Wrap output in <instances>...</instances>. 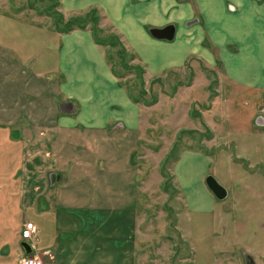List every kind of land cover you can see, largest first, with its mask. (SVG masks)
<instances>
[{"label":"crops","instance_id":"obj_1","mask_svg":"<svg viewBox=\"0 0 264 264\" xmlns=\"http://www.w3.org/2000/svg\"><path fill=\"white\" fill-rule=\"evenodd\" d=\"M57 1L64 16L95 8L101 16V26L107 24L138 56L145 53L147 60L166 64L159 68L181 64L190 45L198 46L204 33L213 38L223 58L229 56L226 47L232 44L241 51L231 61L264 64V0H193L195 7L187 0ZM195 14L199 21L183 29V24ZM200 22L202 25L197 24ZM167 24L175 26L173 41L156 40L149 35L150 27ZM26 26L36 46L30 44L28 51L12 48L14 55H21L13 57L20 61L19 65L33 57L28 65L35 66L37 73L29 79L20 73L22 66L15 69L5 65L7 71L19 73L20 77L14 81L12 74L6 72L4 78L0 74V250L4 253L1 259L14 255L16 261L12 257L7 262L18 264L26 256L19 247L25 242L20 234L23 224L30 222L35 228L28 240L30 256L40 258L43 264H140L135 246L142 224L138 212L141 180L140 173L137 174L141 169L134 167L140 162H134L136 157H142L137 150L141 145L143 107L134 103L120 86L119 78L110 71L103 46L95 43L88 28L60 33L50 24ZM241 31L245 35L242 39L237 34ZM257 32L262 40L255 41ZM244 76H248V70ZM259 85L257 82L254 87ZM260 92L264 96V88ZM63 99L67 100V111L62 108ZM75 109L74 116L65 115ZM254 121L261 125L262 138L257 144L264 147V116ZM36 128L54 134L56 129L91 131L94 136H87L86 143L103 146L97 148L98 158L103 160L102 164L109 163L113 171L75 173L70 171L71 166L69 171H37L40 164L32 167L29 161V144L35 138L30 132ZM120 129L121 135L113 132ZM62 143L60 136L53 140L54 145ZM14 144H19V158L23 156L28 161L20 169L13 160ZM118 144L122 148L118 149ZM196 151L182 150L171 169L181 195H185V171H199L202 179L211 167L208 155ZM121 152L123 165L118 162ZM230 162L232 165L231 159ZM239 165L231 171H250V180L254 184L259 181L260 185L259 189L249 187L248 191L264 196V184L260 183L261 179L264 181L263 174L259 179L252 174L253 170L238 168ZM129 168L132 171L128 174ZM30 208L34 209L31 215ZM254 253L248 249L245 254L251 264H263Z\"/></svg>","mask_w":264,"mask_h":264},{"label":"rangeland","instance_id":"obj_2","mask_svg":"<svg viewBox=\"0 0 264 264\" xmlns=\"http://www.w3.org/2000/svg\"><path fill=\"white\" fill-rule=\"evenodd\" d=\"M187 1L195 7L193 0ZM88 10L64 16L57 0H0V74L3 78L6 72L12 74L14 81L21 75L7 71L5 65L15 69L22 66L20 73L29 79L37 73L35 66L28 65L33 57H29L25 65H19L20 61L13 57L17 53L14 55L12 48L28 51L30 44L36 46L29 38L26 25L53 26L54 17H58L62 26ZM94 16L98 19L97 37L108 43L103 48L106 58H111L108 62L111 73L119 75L120 86L137 97V104L143 107L139 129L141 145L137 144V154L141 153L142 157H136L134 162L139 161L140 164H134V167L141 169L137 172L141 181L137 182L142 224L135 246L140 254V264H245L248 249L256 251L253 255L264 264V196L248 191L252 186L259 189V181L254 184L250 180L247 175L250 171H231L240 164L238 168L253 170L255 177L264 176V152L262 144H257L262 138L261 125L254 121L264 116V96L260 92L264 88L260 87L264 85L263 62L253 64L251 58L246 64L231 61L238 55L237 51H241L232 44L226 47L229 56L223 58L213 38L204 33L198 46L190 45L181 64L159 68L166 64L147 60L145 53L138 56L107 24L100 25L101 16L97 10ZM194 21H199L197 14L182 28ZM197 24L202 25L201 22ZM258 33L255 41L261 39ZM237 34L241 39L245 36L243 31ZM258 59L261 61V57ZM154 66L157 67L153 69ZM246 70L247 77L244 76ZM249 75L253 76L250 78ZM257 82L260 85L254 87ZM150 100L155 102L149 106L144 104ZM66 101L63 99L61 105L67 111ZM75 112L76 109L65 115L74 116ZM122 130L113 132L121 135ZM31 131L35 138L29 144V161L32 167L40 164L41 169L37 171H69L70 166V171L75 173L113 171L109 163L102 164L103 160L98 158L97 148L103 146L86 143L87 136H94L91 131L80 128L72 131L56 129V134L38 128ZM57 136L63 141L61 145L53 144ZM18 147L19 144H14L12 153H15L13 160L15 164L19 163L17 168L20 169L28 161L23 156L19 158ZM105 148L107 151L108 147ZM119 148H122L120 144ZM187 149L201 150L208 155L211 167L206 175H212L225 187L227 197L224 200H216L207 190L204 177L200 179L199 171H191V168L185 171L183 199L171 169L180 152ZM118 155L116 158L123 165V152ZM130 171L132 169L128 174ZM261 182L264 184L262 179ZM163 183L168 188L166 192L162 191ZM24 211L25 208L21 212ZM28 211L31 215L34 209ZM3 254L0 250V264H8L7 260L10 263L12 257L16 261L14 255L2 260Z\"/></svg>","mask_w":264,"mask_h":264},{"label":"trees","instance_id":"obj_3","mask_svg":"<svg viewBox=\"0 0 264 264\" xmlns=\"http://www.w3.org/2000/svg\"><path fill=\"white\" fill-rule=\"evenodd\" d=\"M94 14H96V9L95 8H91L86 13H84L83 15H77V16H74L73 18H70L62 26L59 25V18L58 17H54L53 28L57 32L66 33L69 30H71L72 28L84 29V28H86L88 26V28H89V30L91 32L92 38L95 41V43H97V44H99L101 46H107L106 44H108V43L105 42L106 40L105 39H100L99 37H97V35L95 33V31H96V23H97L98 19L94 16ZM107 61L108 62L111 61V58L107 57ZM113 69H114L113 65H111L112 72H113ZM113 74L116 75L117 77H119V75H117L115 72H113ZM126 92H127L128 96H129V98L134 103H138L139 102L137 97L132 96V94L129 93L128 90H126ZM153 102H155V100L144 101V104L149 106ZM170 155H172V153ZM162 191H164V192L168 191V188H167L165 183H163Z\"/></svg>","mask_w":264,"mask_h":264},{"label":"water","instance_id":"obj_4","mask_svg":"<svg viewBox=\"0 0 264 264\" xmlns=\"http://www.w3.org/2000/svg\"><path fill=\"white\" fill-rule=\"evenodd\" d=\"M148 33L152 38L156 40L172 41L175 34V26L173 24H167L161 28L150 27L148 29ZM204 184L208 189V191L213 195V197L216 200L221 201L227 197V191L225 187H223L212 175L208 174L205 176ZM21 247L25 255L31 254L32 250L26 242L21 243ZM244 257H245V264H251L249 257L248 256H244Z\"/></svg>","mask_w":264,"mask_h":264},{"label":"built area","instance_id":"obj_5","mask_svg":"<svg viewBox=\"0 0 264 264\" xmlns=\"http://www.w3.org/2000/svg\"><path fill=\"white\" fill-rule=\"evenodd\" d=\"M34 225L30 222H25L23 224V228L21 230V239L24 240L25 242L28 243V240H31L32 235L34 233ZM29 247L31 248V245L28 243ZM32 250V248H31ZM43 264L42 260L38 259V257L36 256H30V255H26L24 257H22L18 264Z\"/></svg>","mask_w":264,"mask_h":264},{"label":"clouds","instance_id":"obj_6","mask_svg":"<svg viewBox=\"0 0 264 264\" xmlns=\"http://www.w3.org/2000/svg\"><path fill=\"white\" fill-rule=\"evenodd\" d=\"M29 264H30V262H29Z\"/></svg>","mask_w":264,"mask_h":264},{"label":"bare ground","instance_id":"obj_7","mask_svg":"<svg viewBox=\"0 0 264 264\" xmlns=\"http://www.w3.org/2000/svg\"><path fill=\"white\" fill-rule=\"evenodd\" d=\"M208 190V189H207Z\"/></svg>","mask_w":264,"mask_h":264}]
</instances>
